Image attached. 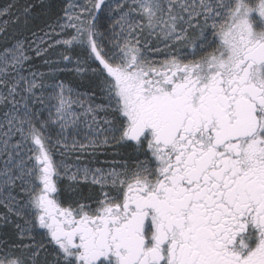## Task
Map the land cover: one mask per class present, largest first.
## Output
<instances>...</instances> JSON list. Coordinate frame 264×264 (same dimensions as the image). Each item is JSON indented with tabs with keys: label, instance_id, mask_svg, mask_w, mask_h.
<instances>
[{
	"label": "snow or ice",
	"instance_id": "snow-or-ice-1",
	"mask_svg": "<svg viewBox=\"0 0 264 264\" xmlns=\"http://www.w3.org/2000/svg\"><path fill=\"white\" fill-rule=\"evenodd\" d=\"M0 264H264V0L0 3Z\"/></svg>",
	"mask_w": 264,
	"mask_h": 264
},
{
	"label": "trees",
	"instance_id": "trees-1",
	"mask_svg": "<svg viewBox=\"0 0 264 264\" xmlns=\"http://www.w3.org/2000/svg\"><path fill=\"white\" fill-rule=\"evenodd\" d=\"M4 2V0H0V3H3Z\"/></svg>",
	"mask_w": 264,
	"mask_h": 264
}]
</instances>
